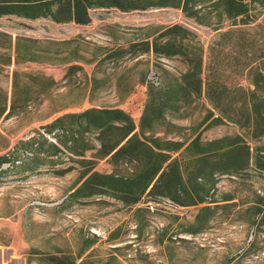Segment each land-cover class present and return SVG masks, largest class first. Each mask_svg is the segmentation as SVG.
Returning a JSON list of instances; mask_svg holds the SVG:
<instances>
[{"label": "rangeland", "instance_id": "1", "mask_svg": "<svg viewBox=\"0 0 264 264\" xmlns=\"http://www.w3.org/2000/svg\"><path fill=\"white\" fill-rule=\"evenodd\" d=\"M197 6L217 16L209 4ZM91 15L89 26L0 18V264L8 257L19 264H264V171L254 162L258 150L264 155V136L229 122L211 126L205 117L213 109L204 97L173 100L167 121L153 126L155 137L184 142L181 152L199 137L192 151L207 152L200 162H192L193 152L172 158L182 174L180 201L209 192L196 205H179L165 187L122 195L98 178L86 184L95 174L126 180L137 172L136 163L115 165L105 156L122 132L110 131L102 144L100 131L76 118L54 127L63 142L62 129L73 137L67 147L48 133L57 119L95 108L123 110L142 136L150 87L187 71L182 57H157L148 36L173 25L188 29L207 67L210 47L230 23L217 30V20L207 27L169 7ZM255 16L264 24L261 6ZM253 27L239 26L246 30L236 35L241 42L219 50L213 68L229 86L244 83L264 38ZM19 43L53 61L21 62Z\"/></svg>", "mask_w": 264, "mask_h": 264}, {"label": "trees", "instance_id": "2", "mask_svg": "<svg viewBox=\"0 0 264 264\" xmlns=\"http://www.w3.org/2000/svg\"><path fill=\"white\" fill-rule=\"evenodd\" d=\"M203 4H209L210 7L207 9L215 10L217 16H210L212 12H207L208 10L202 12V8L197 9V5ZM257 6L264 9V0H0V18L4 16H16L27 20L44 18L56 24L89 25L92 23L91 11L96 9H115L123 13H131L169 7L181 9L186 17L207 27L214 26L212 21L217 20V30L225 29L224 24L229 22L228 30L219 35V43L210 47L207 67L204 62V48L196 40V35L188 29L173 25L148 36L153 39L152 48L157 57H182L187 65V71L180 78L171 79L162 87H154V85L150 87L149 101L141 122L142 136L135 132L136 126L132 117L120 109L92 108L79 114L65 115L57 119L51 126L53 128L47 131L55 136L54 144L60 143L64 147L73 143V137L67 136L68 130L62 129L61 132L65 137L63 142L62 135L55 131L54 127L65 124L69 119L84 120L88 129L100 131L102 144L110 131L122 132L105 156H110L115 165L136 163L139 167L137 172L126 180L116 177L115 174H95L86 181V184L98 178L103 183L96 184L122 195L138 193L141 195L149 189H151L150 193H155L159 188L165 187L166 193L172 200L181 206H190L204 203L209 192L198 200H194L193 195L187 192L188 199L180 201L178 196L182 190L180 186L183 185L182 174L177 169V158H172L177 153L193 152L192 150L199 145V137L181 152L185 143L165 141L155 137L157 131L153 127L154 123L159 125L160 122L167 121L164 113L173 106V100L176 103L187 104L196 96L204 97L211 105L213 110L209 109L205 117V121L212 119L211 126L229 122L248 128L256 137L264 136V38L261 44L255 46L254 59L247 66L244 83L229 86L226 82H221L217 70L213 68V65L217 64L216 59L223 46H227L229 41H232V44L241 42L236 35L245 34L246 30L239 26L244 25L249 28L254 26V29H259V33L264 34V24H256L254 21ZM147 45H150L149 41ZM243 45L245 46L244 43ZM23 47L21 43L17 46L18 59L21 62L53 61L49 57L35 53L31 46ZM147 122H151V125L148 126ZM147 133L150 134L149 137H146ZM222 141L224 140L211 142L208 146L214 148ZM54 144H52L53 148L60 150ZM223 149L218 148L215 151ZM226 149L223 151L225 154L231 152V149ZM205 154L206 151L193 152L192 162H200ZM254 162L259 170L264 171V155L261 151L258 150ZM173 171L175 174L171 176L170 173ZM114 186H124L126 189H113Z\"/></svg>", "mask_w": 264, "mask_h": 264}, {"label": "crops", "instance_id": "3", "mask_svg": "<svg viewBox=\"0 0 264 264\" xmlns=\"http://www.w3.org/2000/svg\"><path fill=\"white\" fill-rule=\"evenodd\" d=\"M91 17H92V15H91ZM93 20V19H92ZM89 25H91V24H89ZM89 25H78V26H89ZM5 251V253L6 252H8L7 250H4ZM2 254H3V250L2 249H0V257H2ZM20 263V259H17V258H5V260H4V262H3V264H19Z\"/></svg>", "mask_w": 264, "mask_h": 264}, {"label": "built area", "instance_id": "4", "mask_svg": "<svg viewBox=\"0 0 264 264\" xmlns=\"http://www.w3.org/2000/svg\"><path fill=\"white\" fill-rule=\"evenodd\" d=\"M158 84V83H157Z\"/></svg>", "mask_w": 264, "mask_h": 264}]
</instances>
